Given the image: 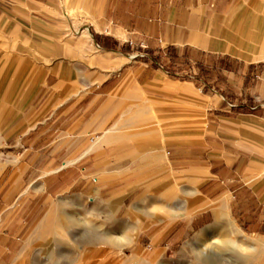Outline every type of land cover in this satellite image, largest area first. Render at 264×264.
Masks as SVG:
<instances>
[{"label": "crops", "instance_id": "crops-1", "mask_svg": "<svg viewBox=\"0 0 264 264\" xmlns=\"http://www.w3.org/2000/svg\"><path fill=\"white\" fill-rule=\"evenodd\" d=\"M263 43L264 0H0V264L31 263L66 192L109 211L138 194L147 223L188 227L250 195L264 222ZM117 114L127 135L89 144Z\"/></svg>", "mask_w": 264, "mask_h": 264}, {"label": "rangeland", "instance_id": "rangeland-1", "mask_svg": "<svg viewBox=\"0 0 264 264\" xmlns=\"http://www.w3.org/2000/svg\"><path fill=\"white\" fill-rule=\"evenodd\" d=\"M76 15L68 11L63 19L76 21ZM220 28L222 42H230L239 29L229 23ZM105 37L110 40L98 39L104 50L120 51L127 57L136 47L131 39ZM190 58L195 61L200 55L190 52ZM196 63L189 72L194 77L198 75ZM109 195L92 198V203L88 197L77 200L74 192L63 193L62 218L52 215L41 226L39 236L47 240L40 248H28L30 264H264V222L257 220L256 198L250 195H242L239 200H244L232 209L212 208L213 221L191 227L184 223L189 218L169 225L147 223L141 211L149 200L137 204L138 194H131L119 210L109 211L103 203ZM15 250L6 247L2 260L9 261Z\"/></svg>", "mask_w": 264, "mask_h": 264}, {"label": "clouds", "instance_id": "clouds-1", "mask_svg": "<svg viewBox=\"0 0 264 264\" xmlns=\"http://www.w3.org/2000/svg\"><path fill=\"white\" fill-rule=\"evenodd\" d=\"M134 126L135 121L130 120L126 115L122 117L117 114L103 128L91 131L87 137L88 143L103 149L111 143L122 140L127 135L128 130ZM9 163H12V161H9Z\"/></svg>", "mask_w": 264, "mask_h": 264}, {"label": "bare ground", "instance_id": "bare-ground-1", "mask_svg": "<svg viewBox=\"0 0 264 264\" xmlns=\"http://www.w3.org/2000/svg\"><path fill=\"white\" fill-rule=\"evenodd\" d=\"M253 24H255V22L253 23ZM240 29V28H239ZM250 35V34H249ZM253 37L255 36V32H253V35H252ZM264 44V43H263ZM264 51V50H263ZM262 52V51H261ZM262 55V54H261ZM262 57H264V56H262ZM91 149V148H90ZM205 234V232H202V235H204ZM239 247H242L243 246V244H239L238 245Z\"/></svg>", "mask_w": 264, "mask_h": 264}]
</instances>
